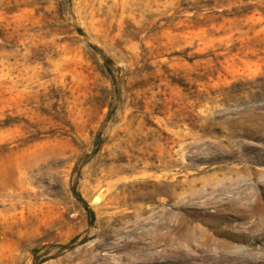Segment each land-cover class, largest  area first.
I'll return each mask as SVG.
<instances>
[{
    "label": "rangeland",
    "instance_id": "rangeland-1",
    "mask_svg": "<svg viewBox=\"0 0 264 264\" xmlns=\"http://www.w3.org/2000/svg\"><path fill=\"white\" fill-rule=\"evenodd\" d=\"M0 264H264V0H0Z\"/></svg>",
    "mask_w": 264,
    "mask_h": 264
}]
</instances>
